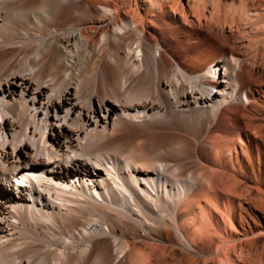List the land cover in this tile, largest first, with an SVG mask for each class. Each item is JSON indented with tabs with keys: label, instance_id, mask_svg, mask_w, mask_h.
<instances>
[{
	"label": "bare ground",
	"instance_id": "obj_1",
	"mask_svg": "<svg viewBox=\"0 0 264 264\" xmlns=\"http://www.w3.org/2000/svg\"><path fill=\"white\" fill-rule=\"evenodd\" d=\"M0 264H264V0H0Z\"/></svg>",
	"mask_w": 264,
	"mask_h": 264
}]
</instances>
